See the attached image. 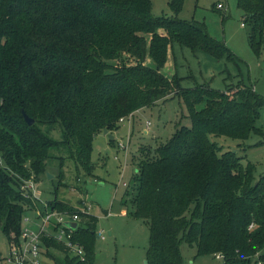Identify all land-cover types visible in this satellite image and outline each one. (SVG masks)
Here are the masks:
<instances>
[{"label":"trees","instance_id":"16d2710c","mask_svg":"<svg viewBox=\"0 0 264 264\" xmlns=\"http://www.w3.org/2000/svg\"><path fill=\"white\" fill-rule=\"evenodd\" d=\"M235 1L260 57L264 0ZM167 4L175 17L153 16L150 0H0V230L8 243L17 242L23 213L35 206L25 184L45 175L53 149L64 148L90 175L95 133L114 131L121 118L176 94L190 125L139 151L130 183L132 216L149 228L146 264H181L182 242L196 256L221 254V264H264V173L256 177L245 156L221 152L209 138L259 134L264 97L248 86L183 89L177 74H162L174 43L238 60L202 24L177 18L184 0ZM46 208L78 214L71 240L84 251L80 258L43 237L52 264H93L97 217L56 198Z\"/></svg>","mask_w":264,"mask_h":264},{"label":"rangeland","instance_id":"374dc122","mask_svg":"<svg viewBox=\"0 0 264 264\" xmlns=\"http://www.w3.org/2000/svg\"><path fill=\"white\" fill-rule=\"evenodd\" d=\"M150 1L153 16L175 17L168 0ZM218 3L222 8L216 7ZM177 18L202 24L207 33L224 43L238 60L215 59L203 51L193 52L174 43L168 65L161 69L162 74L167 77L177 74L183 89L205 84L215 90L235 91L248 86L264 97V53L260 57L252 53L248 45V27L243 24L242 12L235 0H184ZM147 65L154 67L150 62ZM186 114L182 100L171 94L166 100L124 118L116 130L107 132L112 139L103 131L95 133L90 175L76 168L64 148L53 149L45 175L37 180L32 177L31 188L30 181L25 184V192H30L36 200L34 208L23 213L21 229L37 231L40 223H37L35 210L42 211L48 201L56 198L78 208L81 213L97 217V237L102 231L103 239L96 238L93 264H145L149 228L145 221L132 216L133 208L128 202L134 193L135 185L130 183L136 171L135 162L141 155L139 151L153 149L179 126H189ZM256 125L259 134H252L245 141L214 135L209 138L221 152L232 151L240 157L245 156L242 163H253L258 177L264 173V107L260 109ZM42 129L56 141L61 140L57 130L51 132L46 126ZM60 172L63 173L61 178ZM13 242L10 239L8 243L0 230V264H6L4 259L9 256ZM180 254L181 264L222 263L214 255L196 256L195 248L185 242L180 245ZM43 263L52 264V260L46 258Z\"/></svg>","mask_w":264,"mask_h":264},{"label":"built area","instance_id":"2783aa9c","mask_svg":"<svg viewBox=\"0 0 264 264\" xmlns=\"http://www.w3.org/2000/svg\"><path fill=\"white\" fill-rule=\"evenodd\" d=\"M218 9L222 8V4L218 3L216 5ZM124 118H121L119 122H122ZM0 161V165H1ZM31 182L30 188L34 184L32 177L29 180ZM30 193V192H29ZM31 194V193H30ZM32 196V194H31ZM33 197V196H32ZM38 218L39 229H21L20 235L17 242H13L10 245L9 256L4 259L6 264H44L43 259H46V247L43 243V237L53 238L58 242L65 245L67 249L72 251L75 255L82 258L84 251L78 243H74L71 240L72 229L67 226L69 222L78 221V214H67L62 212H57L45 208L40 210H35ZM252 224L249 229L252 228ZM98 237L103 239L102 231L98 233ZM216 258L222 259V255L217 253ZM256 264H261L259 261Z\"/></svg>","mask_w":264,"mask_h":264},{"label":"water","instance_id":"95a60500","mask_svg":"<svg viewBox=\"0 0 264 264\" xmlns=\"http://www.w3.org/2000/svg\"><path fill=\"white\" fill-rule=\"evenodd\" d=\"M22 114H23V118L26 121V123L28 125H31L33 123V120L31 118H29L23 111H22ZM103 133L104 134H107V131L106 130H103ZM107 136H108L109 139H112L113 138V136L110 135V134H107ZM67 225L69 227H71L72 229H75L77 227V223L76 222H72V223L69 222V223H67ZM96 238H98V237H96ZM145 264H146V261H145Z\"/></svg>","mask_w":264,"mask_h":264}]
</instances>
